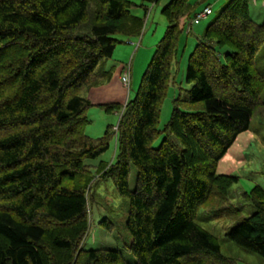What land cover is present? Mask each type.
Listing matches in <instances>:
<instances>
[{
	"label": "trees",
	"instance_id": "16d2710c",
	"mask_svg": "<svg viewBox=\"0 0 264 264\" xmlns=\"http://www.w3.org/2000/svg\"><path fill=\"white\" fill-rule=\"evenodd\" d=\"M159 1L0 0V264H130L118 249L81 246L100 178L128 198L125 227L136 264H237L196 221L200 205L212 219L231 220L226 239L264 261V187L241 192L253 207L243 216L229 199L240 177L216 173L264 111L255 66L264 18H251L249 0H228L209 20L188 56L190 87L174 98L162 130L180 23L198 14L191 0L161 7L167 26L131 99L93 104L80 95L110 81L115 66L106 61L117 43L141 36ZM137 7L142 15L133 13ZM92 106L121 112L95 139L84 133ZM112 137L114 161L92 170L86 160L105 152ZM100 223L111 230L106 218Z\"/></svg>",
	"mask_w": 264,
	"mask_h": 264
},
{
	"label": "rangeland",
	"instance_id": "374dc122",
	"mask_svg": "<svg viewBox=\"0 0 264 264\" xmlns=\"http://www.w3.org/2000/svg\"><path fill=\"white\" fill-rule=\"evenodd\" d=\"M228 0H191L195 3V12L201 11L205 4H212L213 14L207 15L197 24H191V20L182 19L181 26L183 30L180 34V42L178 45V53L171 65V75L167 85L166 94L160 107V117L158 129L162 130L164 125L170 118L172 111V103L177 96L185 95V90L190 87L186 82V65L190 52L194 48L197 39L200 38L204 29L214 16V14ZM160 2V1H159ZM133 13L142 15L141 8H134ZM249 11L251 18L255 22H262L264 18V0H249ZM167 26L166 17L161 13L159 4L151 5L141 36L134 39V44L117 43L112 57L106 61V67L123 64L124 68L120 75V83L127 93L128 99H131L138 88L143 72L150 62L154 53L155 45L161 39ZM123 38L122 36H116ZM141 40V41H140ZM225 50H230L225 47ZM224 50V51H225ZM255 66L263 78L264 82V41L259 47L255 55ZM115 69V68H114ZM114 72V71H113ZM129 77L126 84L123 76ZM111 80V79H110ZM108 81L107 83H109ZM105 83V84H107ZM100 86V85H99ZM97 87V86H95ZM93 88V87H91ZM86 91H80V95L87 96ZM261 100L264 102V87L261 92ZM126 102V101H125ZM124 102V103H125ZM264 106V104H263ZM264 111L252 117L250 128L240 134L231 146L229 151L218 163L216 173L235 174L240 178L234 183L229 190L230 201L241 209L243 216L248 215V209L253 208L252 205L241 197V192L249 190L253 185L260 183L258 177H261L258 170L260 167L264 170V163L261 164V158L264 151ZM118 111L108 113L97 106H92L87 110V116L90 122L84 126V133L91 138H98L103 135L107 126H115L118 118ZM163 133H160L153 142V146H158L162 140ZM176 141V138L172 136ZM116 142L112 137L109 142L108 149L95 159H87L86 163L91 165L94 170L100 161L111 163L116 155ZM254 173V171H256ZM136 168L130 165V174L128 177L129 187L133 189L135 186ZM91 201L88 208V231L84 235L81 246L85 249L109 248L118 249L126 261L130 264H136V259L130 253L128 245L131 237L125 227V221L128 214V198L121 196L110 178H100L93 182L90 190ZM107 219L111 223V230L100 223ZM196 221L206 230L212 232L218 237L223 254L236 257L237 264H242L244 258L258 255L247 253L241 247L230 242L225 237V230L233 223L227 218L212 219L210 218L203 205L197 210Z\"/></svg>",
	"mask_w": 264,
	"mask_h": 264
},
{
	"label": "crops",
	"instance_id": "0c3cea01",
	"mask_svg": "<svg viewBox=\"0 0 264 264\" xmlns=\"http://www.w3.org/2000/svg\"><path fill=\"white\" fill-rule=\"evenodd\" d=\"M169 1L170 0H160V2L158 4L161 7H163ZM207 6H211L212 11H213L212 4L207 3V4L204 5V7L198 13L202 12L203 9L205 7H207ZM205 17H207V16H201V17H197V18L195 17L194 19L191 20L190 23L191 24H197L200 20L204 19ZM134 39L135 38L126 40V42H123L122 44H126V43H128V44H134ZM124 68H126V67L123 66V64L119 65L118 67H115L114 72H113V75H112V78H111V80H110L109 83L102 84L100 86L90 88L87 91V93H86L87 94V97L89 98V100L93 104L105 103V102H119V103H124L125 101H127V99H128L127 93L125 92L124 87L120 83V75H121V72H122V70ZM263 115H264V113H263ZM240 134H242V133H240ZM263 143H264V141H263ZM259 160H260L261 164L264 163V151L262 153L261 158L259 157ZM258 170H260L259 173H260L261 177H258V182H260V183H257V184H260V185H262L264 187V170H262L261 167ZM256 172H257V170L254 171V173H256ZM242 260H243L242 261L243 262L242 264H264V261L261 260V258H257L256 256H250V258H247L246 257V258H244Z\"/></svg>",
	"mask_w": 264,
	"mask_h": 264
},
{
	"label": "built area",
	"instance_id": "2783aa9c",
	"mask_svg": "<svg viewBox=\"0 0 264 264\" xmlns=\"http://www.w3.org/2000/svg\"><path fill=\"white\" fill-rule=\"evenodd\" d=\"M211 13H212L211 6H207L206 8L203 9V11L201 13H199V14L196 15V18L197 17H201V16H206V15H209ZM123 77H124L123 78L124 82H126V84H127L128 80H129V77H127L126 75L123 76Z\"/></svg>",
	"mask_w": 264,
	"mask_h": 264
}]
</instances>
